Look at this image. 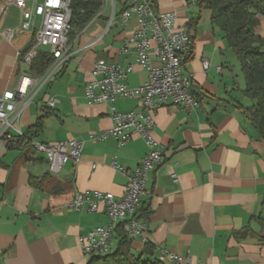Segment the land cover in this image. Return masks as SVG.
<instances>
[{
	"label": "crops",
	"instance_id": "obj_1",
	"mask_svg": "<svg viewBox=\"0 0 264 264\" xmlns=\"http://www.w3.org/2000/svg\"><path fill=\"white\" fill-rule=\"evenodd\" d=\"M6 1L0 0L3 12L10 6L4 8ZM151 1L156 10L176 11V27L191 34L182 71L191 79L197 104L164 105L155 113L152 135L163 160L148 172V193L141 197L140 208L150 212L145 238L155 246L156 257L164 251L188 256L190 264H264V141L243 112L253 101L242 92L240 63L211 24L210 10L200 8L197 0ZM120 8L117 0L116 12ZM135 28L133 19L123 26L114 23L95 49L86 46L90 38L84 37L74 51L80 52L74 76H68L71 57L14 118V125L25 131L47 109L45 102L56 99L34 139L45 144L82 141L79 162L68 161L52 175L44 155L9 147L0 136V264H86L78 237L110 223L103 212L72 210L67 204L76 192L120 197L127 174L113 164L130 171L147 152L138 137L125 144L110 136L97 138L112 125L110 105L128 111L138 108L137 99L88 104L84 98V85L98 61L132 66L124 80L128 88L146 79L135 53L119 52L122 38ZM6 30L12 34L5 36ZM255 32L264 39V18ZM28 38L19 20L15 27L0 30V94L14 91L19 75L30 70L17 55ZM30 177L38 179V187L29 184ZM143 244L130 243L134 252ZM164 264L175 263L166 258Z\"/></svg>",
	"mask_w": 264,
	"mask_h": 264
},
{
	"label": "built area",
	"instance_id": "obj_2",
	"mask_svg": "<svg viewBox=\"0 0 264 264\" xmlns=\"http://www.w3.org/2000/svg\"><path fill=\"white\" fill-rule=\"evenodd\" d=\"M117 0H102L97 11L100 16L108 10L107 25L87 47H92L101 39L114 23L123 26L130 20L136 22V28L122 38L119 52L133 51L136 61L143 67L147 76L138 86L128 88L124 83L132 66H121L109 62H96L91 69V78L84 85V98L88 104H111L115 99L135 98L138 108L117 111L110 105L112 125L102 131L97 138L113 137L120 144L138 137L147 146L144 157L132 170L113 164V167L127 174V182L120 197L100 191L76 192L67 207L72 210L84 209L90 212H103L110 223L92 228L78 237L82 255H102L111 251V239H114V223L124 222L123 231L129 241L145 242L146 222L136 217L140 209L141 197L148 193L146 177L163 160L162 152L156 147L152 135L156 111L164 105H182L193 107L197 99L191 90V79L182 71L192 43L191 34L176 27V11L156 10L151 0H120L121 8L116 12ZM71 0H7L9 5L19 9V27L29 32L25 46L17 50L21 62L30 67L31 61L41 47H48L51 63L42 73L28 71L19 75L16 89L0 94V136L7 140L9 147L18 148L28 143L34 153H41L46 158L48 172L58 175L68 161L79 162L83 143L77 139H66L53 143L28 141L24 132L14 125V118L22 112L36 92L47 85L59 70L72 57L74 41L71 25ZM34 17L40 23L34 29ZM11 30L4 32L10 36ZM28 46L27 50L23 49ZM153 61L156 64H153ZM209 62L204 60L202 68L207 70ZM220 67H217L219 70ZM56 99L50 98L45 103L52 108ZM174 179V174L171 175ZM161 262L169 258L175 264H190L188 256L183 257L161 251L157 256ZM202 264V263H196Z\"/></svg>",
	"mask_w": 264,
	"mask_h": 264
},
{
	"label": "trees",
	"instance_id": "obj_3",
	"mask_svg": "<svg viewBox=\"0 0 264 264\" xmlns=\"http://www.w3.org/2000/svg\"><path fill=\"white\" fill-rule=\"evenodd\" d=\"M102 0H71V25L74 30L83 28L99 10ZM200 8L210 10V21L216 27L228 47L240 63L244 77L243 94L253 101L243 112L248 119L256 137L264 141V39L256 32L260 18H264V0H197ZM73 32L71 33V35ZM28 46L23 49L27 50ZM52 57L47 50L39 49L31 61L30 70L42 73L51 63ZM196 98L195 93L192 91ZM47 107L44 113L30 124L24 132L28 141L34 139L42 128V120L51 113ZM17 149H28V143ZM47 174V173H46ZM43 175V177L46 176ZM29 184L39 186L35 177L29 178ZM136 217L146 221L149 215L147 209L136 210ZM124 222L114 227L116 248L109 253L92 255L86 264H164L154 256L155 246L148 240L139 252L131 249V241L123 231Z\"/></svg>",
	"mask_w": 264,
	"mask_h": 264
},
{
	"label": "rangeland",
	"instance_id": "obj_4",
	"mask_svg": "<svg viewBox=\"0 0 264 264\" xmlns=\"http://www.w3.org/2000/svg\"><path fill=\"white\" fill-rule=\"evenodd\" d=\"M108 16V10L105 9L101 13L100 16L95 14V16L80 30H74V38L76 37L75 41L72 43V51L78 50V48L82 45L84 37H89L90 39L88 42L94 40L101 32L105 29L107 25V17ZM18 17H19V11L15 6L10 5L4 12L0 10V30L6 27H15L18 24ZM40 19L39 17H34V29L37 30L39 27ZM114 28H111L108 30V35H104L102 41H106L110 37V33L113 32ZM214 29L221 34V32L214 27ZM92 49L96 48V46L91 47ZM41 49L48 50V47H41ZM91 52V51H89ZM80 57V52H77L76 54L73 53L71 61V66L68 72L69 78L74 76V69L73 67L78 62V58ZM53 79V78H52ZM34 118V117H33ZM46 133V129L42 131V134ZM29 152V151H27ZM30 154H33L30 151ZM38 155H42L41 153H35ZM116 248V239H111V251H113Z\"/></svg>",
	"mask_w": 264,
	"mask_h": 264
}]
</instances>
